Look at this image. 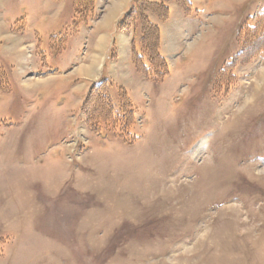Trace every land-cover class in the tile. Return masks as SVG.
<instances>
[{
	"label": "rangeland",
	"instance_id": "obj_1",
	"mask_svg": "<svg viewBox=\"0 0 264 264\" xmlns=\"http://www.w3.org/2000/svg\"><path fill=\"white\" fill-rule=\"evenodd\" d=\"M0 1V264H264V0L152 18L168 75H110L131 142L87 124L72 0Z\"/></svg>",
	"mask_w": 264,
	"mask_h": 264
},
{
	"label": "trees",
	"instance_id": "obj_2",
	"mask_svg": "<svg viewBox=\"0 0 264 264\" xmlns=\"http://www.w3.org/2000/svg\"><path fill=\"white\" fill-rule=\"evenodd\" d=\"M96 0H72L73 19L70 31L77 32L79 25L86 23L93 15ZM174 2L182 6L185 12L191 8V0H133L131 8L126 12L118 23V29L138 30L139 38L132 47V62L135 68L146 79L160 80L168 75L166 59L159 52L160 28L151 22L149 16L155 15L164 22L169 16L168 4ZM257 31V28H254ZM241 33V32H240ZM242 34V33H241ZM241 34L239 36H241ZM252 36V35H251ZM65 42V34L52 37L53 42L57 39ZM240 38V37H239ZM256 42L257 38L250 37ZM263 44V40H259ZM251 47V45H249ZM10 89L8 77L4 67L0 64V93ZM112 83L101 78L90 85L82 108L86 114L87 124L90 129L97 131L99 123L111 127L114 134L125 140L132 141L129 126L134 122V108L126 91L117 87V102L111 95ZM130 137V138H129Z\"/></svg>",
	"mask_w": 264,
	"mask_h": 264
},
{
	"label": "crops",
	"instance_id": "obj_3",
	"mask_svg": "<svg viewBox=\"0 0 264 264\" xmlns=\"http://www.w3.org/2000/svg\"><path fill=\"white\" fill-rule=\"evenodd\" d=\"M132 1L133 0H99V2L98 3L96 2L95 4L92 17L86 23H82L79 25V28L77 32H75V34L76 33L79 34L78 36H80V38L78 42L80 43V46L82 43L83 48L80 54L73 53L74 64L72 68L69 69V71H73V69H75V73L73 76L76 80L75 86H78L79 89H83L84 87L88 89L92 84V82L99 80L101 78H105L110 81V79H112L110 75L113 74L116 70L123 69V67H126L129 64V62L133 65L132 47L133 45H135V43H137V39L140 36L139 31L132 29L122 31L118 29L117 26L120 20L126 14V12L131 8ZM102 3L104 4L103 10L97 13V8ZM171 3L174 2H170L169 4ZM191 4H192V0H191ZM12 5L13 4L11 1H6V3L0 1V22L2 20L1 19L2 13L6 14L9 7H11ZM16 9L13 11L15 12V14H10L11 21L13 22L19 21V18H17L16 16L17 15ZM169 15H170V9H169ZM153 17L158 22L162 23L157 19L155 15L149 16L151 22L155 23L154 20L152 19ZM13 22H7V21L2 22L1 23L3 27L2 29L5 30L6 28V30H8L7 32L13 36L23 37L24 33L26 32L25 27L27 21L22 23L23 19L20 20L22 25L15 29L11 28V23ZM29 44H33V43H23L21 46L26 47V45ZM160 45H161V29H160L159 52H160ZM67 48L68 45L66 43V45L62 49L63 51H66ZM133 67L135 68L134 65ZM105 69L109 73V76L107 77H103ZM83 70L84 72H82ZM137 72L139 71L137 70ZM139 73L142 75L144 79H146L141 72ZM112 87H113V83H112Z\"/></svg>",
	"mask_w": 264,
	"mask_h": 264
},
{
	"label": "bare ground",
	"instance_id": "obj_4",
	"mask_svg": "<svg viewBox=\"0 0 264 264\" xmlns=\"http://www.w3.org/2000/svg\"><path fill=\"white\" fill-rule=\"evenodd\" d=\"M83 69V68H82ZM91 69V68H90ZM82 72H84V70L82 71ZM85 72H86V70H85ZM92 75V74H91ZM90 76V75H89ZM257 192V191H256ZM238 210H239V208H238ZM244 214V213H243ZM244 220V219H243Z\"/></svg>",
	"mask_w": 264,
	"mask_h": 264
}]
</instances>
